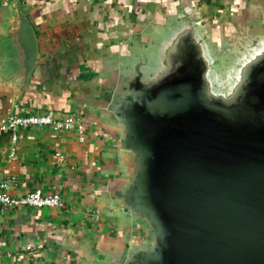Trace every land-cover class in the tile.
Returning a JSON list of instances; mask_svg holds the SVG:
<instances>
[{
    "label": "water",
    "instance_id": "1",
    "mask_svg": "<svg viewBox=\"0 0 264 264\" xmlns=\"http://www.w3.org/2000/svg\"><path fill=\"white\" fill-rule=\"evenodd\" d=\"M0 26V85L17 101L38 58L18 0ZM183 3L97 92L128 165L107 187L138 237L109 264H264V37L220 72Z\"/></svg>",
    "mask_w": 264,
    "mask_h": 264
},
{
    "label": "crops",
    "instance_id": "2",
    "mask_svg": "<svg viewBox=\"0 0 264 264\" xmlns=\"http://www.w3.org/2000/svg\"><path fill=\"white\" fill-rule=\"evenodd\" d=\"M19 2L36 34L38 58L17 101L12 88L0 85V115L78 111L89 133L80 142L74 132L27 128L9 159L10 133L0 131V182L16 179L9 192L21 196L40 186L65 201L63 208L0 212V264H109L138 234L106 195L128 161L118 129L99 115L97 92L122 57L165 28L183 3L203 19L215 16L216 28L219 16L247 5L243 0ZM10 15L8 2L0 0V26Z\"/></svg>",
    "mask_w": 264,
    "mask_h": 264
},
{
    "label": "built area",
    "instance_id": "3",
    "mask_svg": "<svg viewBox=\"0 0 264 264\" xmlns=\"http://www.w3.org/2000/svg\"><path fill=\"white\" fill-rule=\"evenodd\" d=\"M9 2L12 0H4ZM19 1V0H18ZM27 128H48L54 132H74L80 142L87 139L88 124L82 112L70 111L58 115L48 112H32L28 114L0 115V131L10 133L11 146L9 159L16 154L15 143L22 130ZM14 176H9L0 182V212L10 208H63L65 201L58 192H47L37 186L21 196L12 195L9 187L15 183ZM30 244L27 248H30Z\"/></svg>",
    "mask_w": 264,
    "mask_h": 264
},
{
    "label": "rangeland",
    "instance_id": "4",
    "mask_svg": "<svg viewBox=\"0 0 264 264\" xmlns=\"http://www.w3.org/2000/svg\"><path fill=\"white\" fill-rule=\"evenodd\" d=\"M243 3L247 6L238 7L237 13L219 16L218 19H221L217 28L212 23L215 16L204 18L206 22L201 31L210 42L220 72L228 68L250 42L264 37V0H243ZM164 31L160 29L156 34H163Z\"/></svg>",
    "mask_w": 264,
    "mask_h": 264
}]
</instances>
